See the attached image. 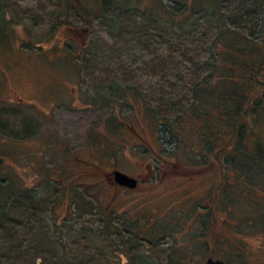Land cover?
Wrapping results in <instances>:
<instances>
[{"label": "rangeland", "instance_id": "rangeland-1", "mask_svg": "<svg viewBox=\"0 0 264 264\" xmlns=\"http://www.w3.org/2000/svg\"><path fill=\"white\" fill-rule=\"evenodd\" d=\"M152 2L0 0V264H264V166L209 158L193 127L220 131L212 117L178 125L213 81L212 39L259 33L264 0L188 7L181 38ZM114 169L139 186L112 185Z\"/></svg>", "mask_w": 264, "mask_h": 264}, {"label": "trees", "instance_id": "trees-1", "mask_svg": "<svg viewBox=\"0 0 264 264\" xmlns=\"http://www.w3.org/2000/svg\"><path fill=\"white\" fill-rule=\"evenodd\" d=\"M118 1L121 3V6L118 3L120 8L126 9V6H131V4H133L132 6H140L137 3L140 0ZM171 1L175 3L173 5L175 8H170L164 0H153L151 7L154 9L153 12L157 13L159 8L161 9L162 18L165 17L166 21L169 20L173 23L176 28L175 35L181 38V28L186 25L188 17L184 11L188 7L191 8V15L192 12H197V8L207 9L214 15L218 12L219 7L217 5L220 4L221 0ZM76 3L72 8L75 10L80 9L81 2L77 1ZM104 7L105 4L101 7V11L105 9ZM4 15L1 14L0 16V24H2ZM151 16L152 18L155 17L154 19L158 18L154 13ZM260 17L262 25L259 27V33L255 34L252 32L251 34L247 30L228 26V28H222L216 38L212 39L211 49L215 59L212 61V66L213 64L214 66L211 68L212 71L208 74L207 79L211 78L213 81L205 83L206 88H203V92L201 91V93L196 95L191 108L178 118L180 127H182L183 121L189 115H193L197 120L208 116L215 120V125H219L216 127H220V131L215 127L212 131L211 129L206 131L198 125H195L193 130L199 129L198 134L201 137L210 138L207 148V151L210 152L208 157L211 158L212 154L213 157L222 163L225 169L236 166L238 162L241 163V168H252L254 166L252 160L255 162L259 161L264 166V131L262 130L264 125V14H261ZM4 24L5 27L4 25L2 26L3 30H11L7 23ZM216 69L220 73L219 76L214 74V71L217 72ZM194 117H191V119H194ZM175 127L176 125L170 124L169 129L166 128V133L170 135V142H176L179 146L183 139L176 135ZM197 144L200 145L198 142ZM208 159L204 157V164L208 162ZM0 178L5 181V183L0 182V210H5L6 205L4 202L7 199V194L4 193L2 195V189L10 186L9 182L11 180L5 173L0 174ZM219 189L220 186L216 190ZM219 192L217 191V193ZM115 213H111L109 217L114 218ZM118 215L121 216V213H118ZM129 220L140 223L142 227L146 224L149 225V223H156L148 230L151 238L160 235L172 236V232L168 231L169 227L164 226L161 221L155 222L154 218H137V220L129 218ZM106 225L110 227V224ZM141 226H137L136 230L142 229ZM162 228H166V232ZM136 235L139 236L138 233ZM170 246L171 249L176 248L173 254L179 253L180 248L175 246V244ZM220 259L228 264H236L225 258Z\"/></svg>", "mask_w": 264, "mask_h": 264}, {"label": "water", "instance_id": "water-1", "mask_svg": "<svg viewBox=\"0 0 264 264\" xmlns=\"http://www.w3.org/2000/svg\"><path fill=\"white\" fill-rule=\"evenodd\" d=\"M114 178L116 182L124 187L135 189L138 186V179L129 173H126L120 169H116L113 172ZM205 264H228L224 260L220 258H214L213 256H209L205 262Z\"/></svg>", "mask_w": 264, "mask_h": 264}, {"label": "flooded vegetation", "instance_id": "flooded-vegetation-1", "mask_svg": "<svg viewBox=\"0 0 264 264\" xmlns=\"http://www.w3.org/2000/svg\"><path fill=\"white\" fill-rule=\"evenodd\" d=\"M116 169H114V170H112L113 172L115 171ZM113 172L110 174V178H109V180H110V183L112 184V185H114V186H119V187H122V188H125V189H130V188H127V187H124V186H121V185H119L117 182H116V180H115V178H114V175H113ZM131 175V174H130ZM133 176V175H132ZM134 177H136V176H134ZM137 179H138V186H139V183H140V179L138 178V177H136ZM137 186V187H138ZM136 187V188H137Z\"/></svg>", "mask_w": 264, "mask_h": 264}]
</instances>
